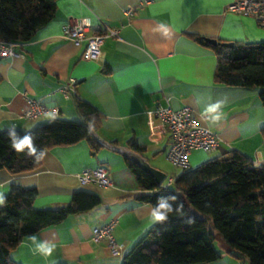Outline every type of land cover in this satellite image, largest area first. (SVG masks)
I'll return each mask as SVG.
<instances>
[{
	"label": "crops",
	"instance_id": "0c3cea01",
	"mask_svg": "<svg viewBox=\"0 0 264 264\" xmlns=\"http://www.w3.org/2000/svg\"><path fill=\"white\" fill-rule=\"evenodd\" d=\"M235 1L57 0L54 18L31 41L18 44L16 56L0 58V131L13 125L31 130L54 118L78 121L76 101H84L98 111L93 129L105 141L141 147L142 156L161 171L170 141L152 110L168 103L173 109L191 108L198 123L220 138L216 150L191 154L192 169L232 152L253 165L264 164V106L257 91L216 84L215 54L188 36L264 42V28L253 18L227 11ZM70 17L89 18L92 34L103 25L116 28L118 38L105 39L98 60H83L82 48L61 35ZM64 86L67 95L59 91ZM32 100L57 108L58 115L24 119ZM216 101L224 102L225 119L209 127L201 112ZM44 152L32 171L12 175L0 170V193L5 195L12 183L34 187V207L51 209L68 205L74 192L84 191L98 195L101 205L34 234L35 242L29 240L33 235L25 237L10 259L16 264H121L105 240L92 241V229L116 220L113 239L123 245V257L157 223L153 208L137 199L144 193L125 159L104 148L92 151L85 140ZM99 165L108 167L113 187L80 184L82 171ZM40 243L54 246L51 255L36 250Z\"/></svg>",
	"mask_w": 264,
	"mask_h": 264
},
{
	"label": "trees",
	"instance_id": "16d2710c",
	"mask_svg": "<svg viewBox=\"0 0 264 264\" xmlns=\"http://www.w3.org/2000/svg\"><path fill=\"white\" fill-rule=\"evenodd\" d=\"M56 3L57 0H0V41L16 46L31 41L54 18ZM188 36L215 54L216 84L255 89L264 106V42L234 43L232 48H226L212 46L200 36ZM76 109L78 121L54 118L31 129L36 147L45 151L85 140L92 151L102 148L87 128H94L98 111L84 101H76ZM17 132L20 136L25 134L23 130ZM129 148L143 151L131 142ZM40 161L15 152L7 130L0 131V170L22 174L38 168ZM125 163L144 193L137 198L140 202L154 209L158 198L176 196L185 215L173 214L166 221L157 222L122 257L121 264L215 262L221 256L213 247L215 236L209 224L230 253L246 258L248 264H264V165L254 166L243 155L232 152L198 168L182 170L171 187L162 189L138 166L127 160ZM36 196L34 187L9 185L5 204L0 206V264H16L10 253L25 237L101 205L98 195L77 191L66 206L39 209L34 207Z\"/></svg>",
	"mask_w": 264,
	"mask_h": 264
},
{
	"label": "built area",
	"instance_id": "2783aa9c",
	"mask_svg": "<svg viewBox=\"0 0 264 264\" xmlns=\"http://www.w3.org/2000/svg\"><path fill=\"white\" fill-rule=\"evenodd\" d=\"M132 10L127 11L129 14ZM229 13L251 17L256 24L264 28V0H236L227 7ZM91 20L87 17H70L62 25V38L70 41L74 46L82 48L81 59L98 60L101 48L106 38H118L119 30L103 25L99 33H90ZM16 44L8 41H0V58L16 56ZM68 86L61 87L59 91L67 95ZM57 116V108H49L40 101H30L29 108L24 112L23 118L34 121L44 115ZM153 116L161 121L169 136V146L166 150V159L181 170L192 169L190 156L195 151L210 153L216 150L220 144L219 136L206 127L201 126L195 113L189 107L173 109L168 103L155 105ZM264 165V164H262ZM254 166H261L256 164ZM80 184H96L101 187H113L114 183L106 165H99L92 170H84L78 176ZM174 179L168 178L167 184H161L162 189L171 187ZM116 220L92 229L91 239L95 243L106 241L108 251L112 257L122 259L124 247L113 239V230Z\"/></svg>",
	"mask_w": 264,
	"mask_h": 264
},
{
	"label": "clouds",
	"instance_id": "9594fccd",
	"mask_svg": "<svg viewBox=\"0 0 264 264\" xmlns=\"http://www.w3.org/2000/svg\"><path fill=\"white\" fill-rule=\"evenodd\" d=\"M223 107V101L209 103L204 106L203 111L201 112V118L206 120L209 127L217 126L225 119V115L222 110ZM24 133L25 134L23 136H20L15 125L7 129V135L11 141L12 149L17 153H24L25 156L31 157L34 161L39 162L45 157L46 153L42 149H38L36 147L34 142L35 138L30 129L25 128ZM176 201V196L158 198L157 204L152 212L154 221L164 222L168 219L169 215L173 214L183 217L185 215L183 211V204L176 203ZM4 204L5 197L2 193H0V206ZM29 240L35 242L36 237L34 235L30 236ZM36 250L43 252L44 254L51 255L54 251V246L40 243L36 245Z\"/></svg>",
	"mask_w": 264,
	"mask_h": 264
},
{
	"label": "water",
	"instance_id": "95a60500",
	"mask_svg": "<svg viewBox=\"0 0 264 264\" xmlns=\"http://www.w3.org/2000/svg\"><path fill=\"white\" fill-rule=\"evenodd\" d=\"M204 40L212 46L220 45L226 48H232L234 46L233 42H220L216 39H210V38H204ZM87 128L91 133V136L99 146H101L102 148L108 151L116 153L120 155L123 159L135 164L145 174L150 176L154 180L157 186L161 185L162 181L166 177V174L160 171L159 169L153 167L148 162V160L142 156L141 153H138L127 146H118L110 142H107L90 125H87Z\"/></svg>",
	"mask_w": 264,
	"mask_h": 264
},
{
	"label": "rangeland",
	"instance_id": "374dc122",
	"mask_svg": "<svg viewBox=\"0 0 264 264\" xmlns=\"http://www.w3.org/2000/svg\"><path fill=\"white\" fill-rule=\"evenodd\" d=\"M150 163V162H149ZM151 164V163H150ZM163 166L160 167L161 171L166 174V179L164 180L163 184L168 183V178L173 176H178L182 170L175 167L173 164H171L169 161H164ZM209 227L212 230V233L215 236L213 247L215 250L220 254L221 258H219L215 262L211 263H204V264H248V261L246 258H241V256L237 255L235 256L234 253L229 252V248L225 241L222 239V237L212 229L211 224H209ZM239 257V258H238Z\"/></svg>",
	"mask_w": 264,
	"mask_h": 264
}]
</instances>
